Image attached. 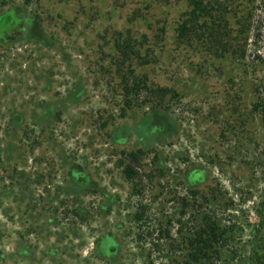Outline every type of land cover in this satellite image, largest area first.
Returning a JSON list of instances; mask_svg holds the SVG:
<instances>
[{
  "label": "rangeland",
  "instance_id": "obj_1",
  "mask_svg": "<svg viewBox=\"0 0 264 264\" xmlns=\"http://www.w3.org/2000/svg\"><path fill=\"white\" fill-rule=\"evenodd\" d=\"M216 1L213 35L206 22L179 39L185 0H0V30L28 14L40 33L0 40V264H168L165 242L148 233L159 222L164 231L166 215L174 234L190 190L206 197L200 209L234 225L215 264H255L257 248L264 258V128L253 107L264 102V0ZM143 74L147 87L175 95L160 106L138 90L127 107L122 78ZM14 112L25 117L17 126Z\"/></svg>",
  "mask_w": 264,
  "mask_h": 264
},
{
  "label": "trees",
  "instance_id": "obj_2",
  "mask_svg": "<svg viewBox=\"0 0 264 264\" xmlns=\"http://www.w3.org/2000/svg\"><path fill=\"white\" fill-rule=\"evenodd\" d=\"M186 4L188 6V10L182 12L180 22L177 23L176 26V32L177 37L179 39H184L185 37H194L196 36L195 33H199L200 28L202 26L206 27V22H208L209 27L206 29L205 32H207V36L211 37L213 35L212 28L216 29L215 24H219L215 22L216 20H219V17H214L211 15V12H218L215 5L217 3L216 0H185ZM25 3H28V0H25ZM262 6H264V1L261 2ZM251 11H247L246 14L248 18L251 19ZM31 16V15H30ZM33 17L36 21L35 16ZM264 21V18H263ZM207 25V26H208ZM214 25V26H213ZM258 27H255L254 36H256V32L258 31ZM122 35V33H120ZM115 47L119 49V52H121V46L118 42L115 43ZM124 54V53H123ZM134 58H137L139 60V64L144 65L146 63L145 57L139 55V52L132 53ZM234 54V52L232 53ZM222 57V56H221ZM130 58V56L125 55L124 59ZM136 79V80H135ZM147 78L143 74L141 75V78L134 77V80L129 83V81L123 76L122 78V95L124 97L126 106H129V101L126 102V100L131 96V93L134 91L143 92L148 94L147 97H149L151 100L154 98L157 100V102H160L159 105L161 106L162 101H164V98H167L169 93H171V96L175 95L174 92L166 87H156L155 89L147 87L146 85ZM129 83V84H128ZM125 94V95H124ZM163 107V106H162ZM254 109L259 112V116L261 119L262 127L264 128V102L263 103H255ZM155 108V107H154ZM123 110V108H122ZM121 110V111H122ZM163 121H166V119H163ZM14 126L16 124H19L20 122L16 120H12ZM164 122V127H165ZM17 126V125H16ZM145 151L143 149H138L137 151H133L130 155H128L130 162L133 160L136 161L140 157V155H144ZM73 169H80V168H73ZM72 170V169H71ZM136 171H134V167L131 164H127L124 169V174L126 175L127 179H132L135 175ZM12 184L13 181H12ZM187 198L182 197L180 199V207L177 209L179 215V219L174 222L176 224L174 234H171V221L172 219L167 217L166 215L163 218L164 221V231L160 227L162 225L160 222L158 224V227L156 230H153L152 232L148 233L149 236H151L154 233L157 232V236H160V240H163L165 242V249H164V255L163 257L168 259V264H215L216 261L220 259V257L225 254V248L232 244L233 242V226L234 225H225L222 224L219 219H216L212 212H208L207 210H203L200 208H203L202 203H197L198 200H206L205 196H201V199L199 198V193L196 190H190L188 191ZM189 195H195L197 199L194 198L189 200ZM192 196V197H193ZM52 200V197H48V202ZM197 200V201H196ZM27 207L30 205V201L27 203ZM36 209L37 215L40 216L44 211L41 210L39 207L32 208L31 210ZM107 209L106 205H103L100 207L101 211H105ZM188 210V211H187ZM143 210H137L132 214L131 221L135 224H141L142 223V212ZM82 212V209L76 208L73 209V213L75 214L76 218L80 215H86V214H80ZM47 213V212H46ZM189 213V217H186V214ZM56 214L54 211H49V215L46 216L47 225H53L54 220L57 219ZM36 215V216H37ZM88 216V215H87ZM89 217V216H88ZM187 218L186 220H183V218ZM178 218V217H177ZM162 220V219H158ZM189 224V225H188ZM58 226V224H56ZM139 229V228H138ZM73 233L76 235V232ZM142 232L137 231L136 237L137 241L140 242L142 237ZM174 236V237H173ZM111 241V238H109V235L107 234L102 242L96 246V252L105 250V247L107 243ZM106 243V244H105ZM114 252L117 251L118 245L115 243ZM157 245L154 243V245L151 244V247L148 248L147 253L143 256V261L146 262V260L150 259L152 256V253L157 252ZM257 249H251V256L255 257L254 261H252L255 264H264V258L261 257L257 252ZM225 251V252H224ZM105 253V252H104ZM104 255V254H103ZM228 256H225L227 258ZM245 264H249L248 258L246 259Z\"/></svg>",
  "mask_w": 264,
  "mask_h": 264
},
{
  "label": "flooded vegetation",
  "instance_id": "obj_3",
  "mask_svg": "<svg viewBox=\"0 0 264 264\" xmlns=\"http://www.w3.org/2000/svg\"><path fill=\"white\" fill-rule=\"evenodd\" d=\"M12 9V11L15 9L14 7H12L11 8ZM16 10V9H15ZM15 15V17H17L15 20H16V22H12L10 25H8V26H6V27H3V29L2 30H0V40L3 42V43H8V42H13V41H15V40H17L18 39V35L19 34H23V36L25 37H28L29 35H31V36H34V38L35 39H38L39 38V35L38 34H40L39 33V31H35L34 30V24H35V22H37L33 17V24H31L30 26H29V22H28V19H29V17H31L30 15H26V20H23L24 19V17H19V16H17V14H14ZM9 19L10 18H8V15L6 16V24L7 23H9ZM19 23V24H18ZM42 38V37H41ZM34 79H38V78H34ZM50 84V83H49ZM36 88H38V86H36ZM47 89H49V86L47 85ZM45 89H44V87L43 88H41V89H36V91L34 90V89H32V91L33 92H40V91H44ZM38 104V103H37ZM51 108H53V106L51 107ZM43 109L41 108V113H42V115H43ZM32 113V116L33 117H37V119L38 120H40L41 119V117H42V115L40 114L39 116H37V114L38 113H35L34 111H32L31 112ZM9 118H12V119H14V120H16V121H18V122H23V120H24V116H23V113H18V112H14L12 115H11V117H9ZM11 119V120H12ZM27 163V162H26ZM25 175H26V177H27V174H26V172H25ZM114 243H111V246H109L111 249H113L114 247V245H113ZM106 256H108V254H106Z\"/></svg>",
  "mask_w": 264,
  "mask_h": 264
}]
</instances>
